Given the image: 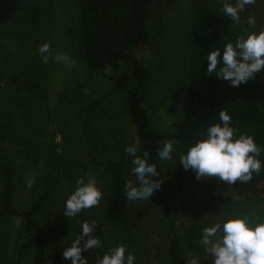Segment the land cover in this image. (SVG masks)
I'll list each match as a JSON object with an SVG mask.
<instances>
[{
    "label": "trees",
    "instance_id": "trees-1",
    "mask_svg": "<svg viewBox=\"0 0 264 264\" xmlns=\"http://www.w3.org/2000/svg\"><path fill=\"white\" fill-rule=\"evenodd\" d=\"M74 1L77 23L69 24L65 32L73 58L84 68V76L70 92L59 94L57 105L50 108L48 63L43 62L37 49L43 43L49 44L57 0H11L12 10L7 0H0V73L16 78L23 94L19 143L27 148L38 147L50 122L55 134L43 152L44 170L25 208L14 206V164L10 160L0 164V264H71L64 260L62 251L82 231L80 221L91 220V216L84 209L76 217H66L64 202L74 191L76 180H87L91 170L105 188L102 215L111 226L113 241L101 230H94L92 235L102 244L83 253L88 264H97L105 252L118 244L134 252L135 264H148L143 256L151 251L147 233L150 226L156 228L165 245L157 248L159 264H211L205 260L203 245L199 243L201 223L187 201L177 197L172 186L167 185L158 151L164 138L176 141L175 145L186 151L185 145L202 139L201 133L219 122L218 112L222 109L230 114L237 135L254 137L262 149L259 159L264 162V91L257 73L246 83L233 87L206 70L208 51H222L227 42L234 43L246 30H264V16L260 11L253 12L256 23L249 25L246 18L245 28L248 5L240 13L239 23H234L223 13L221 0H193L184 36L186 68L179 119L176 130L165 133L153 121L148 94L153 73L140 57L151 42L156 0ZM229 2L235 4L236 0ZM9 27L16 42L15 55L4 44ZM100 78L107 79L111 93L120 96L123 110L138 135L136 154L143 157L147 151L148 163H154L159 173L152 179L161 186L144 209L138 200L125 196L133 157L125 152L127 146L120 139L122 133L114 113L104 98L92 99L86 94L85 89ZM71 116L76 126L70 123ZM2 126L0 116V130ZM207 179L229 209L264 199V167L246 183L238 180L228 184L215 176ZM12 216L20 222L13 249L7 237Z\"/></svg>",
    "mask_w": 264,
    "mask_h": 264
},
{
    "label": "rangeland",
    "instance_id": "rangeland-1",
    "mask_svg": "<svg viewBox=\"0 0 264 264\" xmlns=\"http://www.w3.org/2000/svg\"><path fill=\"white\" fill-rule=\"evenodd\" d=\"M12 10L11 0H7ZM193 0H156L155 19L151 23V42L142 51V57L153 73V81L148 94L151 105V112L155 126L165 133L176 130L179 119L180 105L184 88L186 50L185 31L188 24V17ZM249 12L244 14V27L247 28L249 17H254L253 12L260 11L264 16V0H255L254 4L248 5ZM76 5L74 0H57L55 20L52 27V35L49 40V78L47 91L50 108H54L58 103V96L64 92H70L77 81H81L84 76V68L80 62L72 56V45L68 40L65 29L69 24H76ZM264 27V20L261 19ZM248 34L247 30L244 35ZM10 54L16 53V42L9 27V34L4 38ZM65 55L67 60L58 61L53 57ZM1 72V59H0ZM259 82L264 91V69L257 73ZM86 94L92 99H105V105L114 113L115 123L121 131V141L126 146L139 144L138 135L125 114L120 96L111 93V85L105 78H100L97 82L85 89ZM22 91L18 86V80L12 76H3L0 73V116L3 126L0 130V164L10 160L16 168V194L14 206L18 209L25 208L30 198L34 195V189L38 178L44 170L43 152L52 140L54 125L50 122L38 147L27 148L19 143L22 137L20 128V98ZM70 123L76 126L74 117L71 116ZM164 138L160 143L162 148ZM172 160H161L165 172L167 185L172 186L177 197L184 198L188 206L197 215L202 228L212 226L232 215H248L254 219L264 217V199L247 203L236 209L225 207L218 195L217 188L212 187L207 177L196 179V174L192 170L185 171L179 162L180 155L185 152L177 145H174ZM94 177L97 186L103 195L98 205L88 209L91 220L97 223L96 229L111 242L113 241L111 226L104 220L102 211L105 202V188L102 180L92 170L88 178ZM87 178V179H88ZM129 181L135 186L137 181L135 175H129ZM31 182V186L28 184ZM3 180L0 172V193ZM217 190V191H216ZM151 198V197H150ZM146 200H138L146 208ZM90 220V219H89ZM90 220V221H91ZM20 228L19 218L12 216L7 230V237L11 249L17 242ZM95 229V230H96ZM153 226L148 227V239L150 252L144 254L143 259L148 264H159V253L157 248L163 249L165 245L160 240L158 233ZM221 235L217 233V237ZM215 239V237H214ZM155 241V242H154ZM204 249V258L211 263L213 257ZM142 259L140 258V261Z\"/></svg>",
    "mask_w": 264,
    "mask_h": 264
},
{
    "label": "clouds",
    "instance_id": "clouds-1",
    "mask_svg": "<svg viewBox=\"0 0 264 264\" xmlns=\"http://www.w3.org/2000/svg\"><path fill=\"white\" fill-rule=\"evenodd\" d=\"M222 11L234 23H239L240 13L255 0H221ZM254 17L248 18V24L254 25ZM50 45L41 44L37 51L44 63L49 60ZM58 61L67 60L63 54L53 57ZM207 73L216 74L218 79L229 81L238 87L253 78L264 69V30L241 35L235 42H227L221 49L210 50L206 57ZM209 75V76H210ZM219 122L210 124L193 145H185L186 151L178 159L185 171L192 170L196 179L218 177L222 182L234 184L249 182L253 173H260L264 162L259 157L261 147L253 136L240 133L232 126L230 114L225 110L218 112ZM176 141H165L158 151L161 160H172ZM135 146H127L125 152L133 157L131 172L136 177V185L131 181L125 184V196L128 200L150 199L161 183L152 179L158 177L156 165L148 163V152L138 156ZM76 187L64 202V215L68 218L78 216L84 209L98 205L102 191L94 177L85 180L80 177ZM28 186H31L29 182ZM95 220L80 221L82 230L69 247L62 251L64 260L71 264H88L83 255L94 248H100L102 242L92 235L96 229ZM221 235L217 237V233ZM215 237V239H214ZM199 243L213 257L211 264H264V217L252 218L248 215L226 216L212 226L201 229ZM97 264H135V254L124 244L110 248L97 261ZM195 264V262H193Z\"/></svg>",
    "mask_w": 264,
    "mask_h": 264
}]
</instances>
